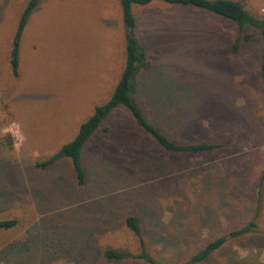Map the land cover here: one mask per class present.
I'll list each match as a JSON object with an SVG mask.
<instances>
[{"label": "rangeland", "instance_id": "1", "mask_svg": "<svg viewBox=\"0 0 264 264\" xmlns=\"http://www.w3.org/2000/svg\"><path fill=\"white\" fill-rule=\"evenodd\" d=\"M28 1L0 0V219L19 220L0 229V264H148L104 256L108 248L140 251L129 215L140 218L159 264H181L256 217L260 233L229 240L206 264H264L260 31L241 33L236 22L188 6L135 7L152 64L139 77L137 102L177 141L224 146L200 155L165 151L120 107L86 143L80 185L70 159L38 164L111 96L126 60L121 4L39 0L16 77L11 49ZM239 1L264 17V0ZM246 32L253 36L234 51Z\"/></svg>", "mask_w": 264, "mask_h": 264}, {"label": "trees", "instance_id": "2", "mask_svg": "<svg viewBox=\"0 0 264 264\" xmlns=\"http://www.w3.org/2000/svg\"><path fill=\"white\" fill-rule=\"evenodd\" d=\"M123 12V23L126 39V60L122 74L111 94V96L102 104L97 105L92 115L84 121L76 136L65 143L56 153L48 159L41 161L38 165L41 168H47L55 161L68 158L72 162L75 178L80 185L86 184V172L81 162L82 153L86 143L102 127L105 120L118 108L124 107L129 111L135 123L145 133L162 147L163 150L183 154L200 155L211 153L214 150L224 146L220 142L198 141L182 142L177 141L167 134L153 119H151L140 103L137 102V85L139 77L150 70L151 62L146 58L143 47L136 33V13L135 7L146 6L155 1H161L173 6H188L196 9H202L215 15L230 19L237 23L241 33L246 26H251L260 31L263 38V52L261 71L264 78V17H258L251 13L245 5L239 0H119ZM39 0H29L20 18L11 49L10 64L14 76L19 75L20 66V47L24 29L29 18L36 8ZM253 36L252 32H246L240 35L234 43L233 49H239L242 38L248 40ZM160 104V103H159ZM109 131V127H104ZM19 224L17 218L0 219V229L9 230ZM127 227L134 233L140 243V251L134 254L125 249L108 248L104 252L105 258L109 262L121 263L129 259H138L148 264H159L157 259L148 251L144 232L141 227L140 218L137 215H129L126 218ZM260 233L256 217H253L248 223L240 228L230 231L226 235H221L210 240L205 246L199 248L181 264H206L222 249L231 239L251 236ZM229 264H255L251 262L230 261Z\"/></svg>", "mask_w": 264, "mask_h": 264}]
</instances>
